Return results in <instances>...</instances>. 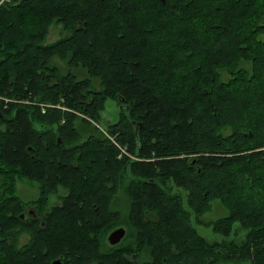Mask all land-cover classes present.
<instances>
[{
    "label": "trees",
    "instance_id": "16d2710c",
    "mask_svg": "<svg viewBox=\"0 0 264 264\" xmlns=\"http://www.w3.org/2000/svg\"><path fill=\"white\" fill-rule=\"evenodd\" d=\"M104 6H114L124 21L105 18V25ZM52 23L68 28L71 38L46 43ZM67 44L70 58L83 60L88 74L100 76L102 90L92 104L86 103L92 91L82 85L90 79L76 82L52 64L47 72L51 57H66ZM109 94L124 96L129 116L132 101L144 124L133 145L130 118L111 126L112 133L122 130L119 150L84 118H99ZM0 111L6 118L0 121V175L7 186L0 220L11 219L6 209L18 218L17 202L13 206L6 200L16 199L13 180L26 174L39 182L38 201L47 223L35 234L38 239L22 248L0 239V264H51L56 258L62 264H90L85 262L93 251L90 236L98 239L113 228L105 222L126 225L130 213H138L137 204L160 199L159 187L150 183L142 195L134 193L130 213L125 199L127 211L111 216L107 182L130 171L164 174L181 190L177 200L166 194L165 205L153 206L158 221L148 224L144 211L141 220L147 238L178 241L186 256L168 251L166 260L144 258L138 264H264V0L1 4ZM124 143L143 160L118 158ZM77 153L87 175L64 177L63 172L80 170L72 163ZM103 180L106 185L100 187ZM59 182L69 183L80 200L71 203L64 196L61 204L45 210L48 193ZM218 204L223 211L209 221L216 236L209 239L197 227ZM104 212L108 216L100 215Z\"/></svg>",
    "mask_w": 264,
    "mask_h": 264
},
{
    "label": "flooded vegetation",
    "instance_id": "af4514ba",
    "mask_svg": "<svg viewBox=\"0 0 264 264\" xmlns=\"http://www.w3.org/2000/svg\"><path fill=\"white\" fill-rule=\"evenodd\" d=\"M53 26L59 28V36L55 40L61 38L62 36H66L67 39L71 38L72 33L68 28L66 31H63L61 24L55 25L54 23H52L51 26L49 27L45 39L46 43H51L55 41L53 39L49 40L50 38L48 39V36L50 37L51 28ZM70 47H71L70 44H67V50H64L66 57L54 56L49 59L48 64L46 65L47 72L51 71V64H52V66L56 67L63 75L65 74L73 75L74 78L76 77V82L80 80H85V78L90 79V82H84L82 83V85L87 86L89 90L92 91V94H90V96L86 100L87 104H92L96 91L98 92L102 90L103 85L101 83L100 76L88 74L87 70L85 69L83 60H75L74 58H70L69 57V51L71 49ZM58 54H60V52H58ZM43 75H47V74L45 73ZM110 102H113L112 104H114L112 112H115L117 115L115 116V119L112 120L106 115L105 116L106 126H104L103 124H101V120L103 119L102 113L104 110H106ZM132 103L133 102L130 101V116H129L128 115L129 108H128V104L125 102L124 96L118 94V96L115 97L109 94L106 97V99L103 101L102 109L99 111L100 117L97 119L93 117L84 116L83 112L79 110L71 109L66 105L51 104L49 106L59 107L68 112H73L84 116V118H87L92 125L96 126L97 129H95L89 124V126L95 132H98L97 134H99L100 132L103 138L108 139L109 142L112 143V145H114L118 149V146L123 144L118 139L119 136H122V132H121L122 130L116 133H112L111 126L118 125L121 121L125 120V117L127 120H129L130 118V145H133L132 143L134 142L135 139L139 141L141 133L143 131L142 129L144 126L143 120L135 112ZM126 115H128V117ZM5 119L6 118L3 116V112L0 111V121ZM65 122L66 119H63L61 121V124ZM0 125H2V122H0ZM58 142L59 144H61L62 142L61 136L58 137ZM124 145L126 147V151L125 153H119L117 155L118 158H122L123 156H128L130 157V160H137V161L143 160V158L138 157L134 152H132L131 149L129 151L127 144L124 143ZM28 150L33 153V158H34L35 157L34 153L36 150L34 146L32 145L28 146ZM80 158H81L80 153H77L75 155V160L72 161L74 167H78L80 168V170L72 171L70 172V174L68 173V171L63 172L62 174L64 177L66 175H74L78 173L86 174V171L84 170L85 162L82 161V164L78 165ZM195 161L196 159L194 158L193 160H191L190 163L196 164ZM96 175H99V173L96 172ZM109 175L110 174H107L106 176ZM128 175L129 176H125V175L123 176V173H121L118 178V181L111 179L107 182L108 187L112 188V196L108 199V208L111 216L117 215L120 209L122 210V213L127 211V203L125 199H127V201L129 202L128 209L130 213V203H132V205L134 206V202H135V199L133 197L134 193L138 191L139 194H141V192L145 189V187L150 185V183H154L159 187L160 192H158V196L160 197V199L153 201V203L144 201L137 204L138 213L132 211V213H130L126 225L123 223V221L121 222L122 224H119L112 219L109 222H105L106 226L113 228H111L108 233L106 232L105 234H103L104 236H100V237L98 236L97 239V236L89 235L90 239L93 240L92 242L93 245L90 246L88 245V247L93 249V251L89 254L88 260H85V262L88 261L90 264H112L115 263L116 261H119V259H122L123 261H126L127 264H132V263L138 264L140 263L141 259L144 258H156V259L162 258L163 260H166L168 257H170L171 254L176 257L177 256L181 257V255L186 256L184 252H181L182 245L178 241H173V240L167 241L165 238H162L161 240L147 238L149 234L147 233L146 230H142V225L145 223L143 222V220H141V214L142 211H144V215H145L144 220L147 221L148 224L152 223L151 220L158 221L159 218L155 216L156 210L153 209V206L156 207L157 205H165L166 194L167 195L169 194L171 196V199L177 200V198H179V195L181 194V190L178 187L173 186L171 181H166L165 180L166 176L164 174L155 173L154 175L151 176L150 175L145 176V175L135 174L134 172L130 171ZM20 176L21 177L16 182L15 193H14L17 201L16 199L12 200L9 198H7L6 200V202H8L6 204L13 206L17 202L16 214H18V218H12L15 216V213L12 212L11 210L12 213V215H10L11 219L0 220V239L9 244L15 243L19 248H22L25 244L30 243L33 238L34 240L35 238L38 239V237L35 234L38 233L39 227L44 228L47 225V223L45 221V213L41 212V207H40L41 204L38 201L40 197L39 182H37L35 179L31 178L26 174L24 175L21 174ZM52 182H54L53 179ZM18 183L23 184L22 185L23 192L28 193L30 191L28 189L29 187L31 190L32 188L36 189L37 195L32 198L23 197L19 193ZM167 184H169L170 186L167 187ZM105 185H106L105 180L102 181L101 185L99 184L100 187H104ZM51 189L52 190L48 193V200H47L48 204L44 207L45 210L49 211L50 207L54 204H61L64 196H66L67 199H70L71 203L80 200V195L75 194L74 188L67 182H64L63 184L59 182L56 185L55 188L56 190H54V187H51ZM98 206L101 207L102 203H100ZM96 209L98 210V207ZM212 211H215V208L211 210V212ZM105 213L106 212H104L103 214L101 213L100 215L104 216ZM106 216H108L107 213ZM87 220L89 221V218ZM129 224H130V228L128 226ZM120 227H123L125 229V233L121 237V239L118 242H116V244L112 243L110 239V234L114 230ZM128 230H130V236L129 235L127 236ZM65 248H67L68 251H70V249L67 246H65ZM82 248H85V246L83 245ZM168 251H171L170 255ZM210 256L212 255L209 254L208 257Z\"/></svg>",
    "mask_w": 264,
    "mask_h": 264
},
{
    "label": "rangeland",
    "instance_id": "374dc122",
    "mask_svg": "<svg viewBox=\"0 0 264 264\" xmlns=\"http://www.w3.org/2000/svg\"><path fill=\"white\" fill-rule=\"evenodd\" d=\"M13 1H14V0H0V5H1V4H6V3H10V2H13ZM106 4H107V2H106ZM126 5H127V4H126ZM111 8H112V9L109 10L108 7H105V6H104V9H105L106 13H104V15H103L104 18H102L101 21H102L105 25H108V24L105 23V21H106L105 18H107L108 20H113L114 23H117V21H122V20L124 21L125 17H124L122 14H118V13L116 12V9H115L114 6H112ZM126 8H127V10H129V9H130L129 5H127ZM106 9H107V10H106ZM97 10H98V9H97ZM205 10H207V9L205 8L203 11H205ZM111 16H113V18H111ZM123 18H124V19H123ZM110 23H111V22H110ZM58 36H59V28L53 26V27L51 28L50 37L48 36V39L50 38L49 40H52V39L55 40L56 38H58ZM159 60H160V59H159ZM255 90H256V89H255ZM112 103H113V102H110V104L107 106L106 110H104L103 113H102V115H103V119L101 120V124H103L104 126H106V123H105V122H106V120H105V116H106V115H107L109 118H111V120H112V119H115V116L117 115L115 112H112V109H113V106H114V104H112ZM248 106L250 107V105H248ZM249 107H248V108H249ZM260 111L262 112L263 110H260ZM111 112H112V113H111ZM263 113H264V112H263ZM108 114H109V115H108ZM263 119H264V118H263ZM122 147H124V146H122ZM19 178H20V176L13 180L14 185H15V183L17 182V180H18ZM22 185H23V184L18 183L19 193H20L23 197H25V198H32V197H34V196L37 195V191H36V189H33V188H32V190H31L29 187H28V189H29L30 191H29L28 193L23 192V191H22ZM6 187H7V186H4V182H2V177H1V175H0V199H2L4 193L7 191ZM222 211H223V208L220 207L219 204H218V205H216V207H215V211L207 212V213H206V216H205V218H204V221H202L201 224L198 225V227H197L198 232H199L200 234H202L203 236H205L206 238L214 239L216 236H215V234H214L213 231H212V226L209 225V221H211V220L214 219L215 217L219 216V215L221 214ZM3 213H4V214L12 215L10 209H6ZM57 233L60 234V231L57 232ZM62 234H63V233H62ZM66 244H67V243H66ZM72 245H74V244L72 243Z\"/></svg>",
    "mask_w": 264,
    "mask_h": 264
},
{
    "label": "water",
    "instance_id": "95a60500",
    "mask_svg": "<svg viewBox=\"0 0 264 264\" xmlns=\"http://www.w3.org/2000/svg\"><path fill=\"white\" fill-rule=\"evenodd\" d=\"M199 171H201L199 169ZM125 233V229L123 227L117 228L116 230H114L111 234H110V239L112 243L118 242L121 237L124 235ZM52 264H62V258H56L54 259L52 262Z\"/></svg>",
    "mask_w": 264,
    "mask_h": 264
},
{
    "label": "built area",
    "instance_id": "2783aa9c",
    "mask_svg": "<svg viewBox=\"0 0 264 264\" xmlns=\"http://www.w3.org/2000/svg\"><path fill=\"white\" fill-rule=\"evenodd\" d=\"M121 150H122V152L125 153V151H126V147H121Z\"/></svg>",
    "mask_w": 264,
    "mask_h": 264
}]
</instances>
